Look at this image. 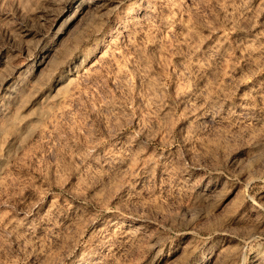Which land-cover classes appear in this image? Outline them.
<instances>
[{"label": "rangeland", "instance_id": "1", "mask_svg": "<svg viewBox=\"0 0 264 264\" xmlns=\"http://www.w3.org/2000/svg\"><path fill=\"white\" fill-rule=\"evenodd\" d=\"M0 264H264V0H0Z\"/></svg>", "mask_w": 264, "mask_h": 264}, {"label": "bare ground", "instance_id": "2", "mask_svg": "<svg viewBox=\"0 0 264 264\" xmlns=\"http://www.w3.org/2000/svg\"><path fill=\"white\" fill-rule=\"evenodd\" d=\"M93 1H94V0H87V2H89V3L93 2ZM60 31H61L60 28H58V29L55 31V33L58 34ZM139 227H142V226L140 225Z\"/></svg>", "mask_w": 264, "mask_h": 264}]
</instances>
